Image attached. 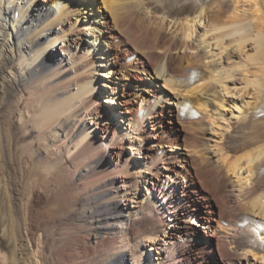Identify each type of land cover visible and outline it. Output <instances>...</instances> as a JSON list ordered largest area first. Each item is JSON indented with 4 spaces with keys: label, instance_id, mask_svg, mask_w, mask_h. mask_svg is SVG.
I'll use <instances>...</instances> for the list:
<instances>
[{
    "label": "bare ground",
    "instance_id": "1",
    "mask_svg": "<svg viewBox=\"0 0 264 264\" xmlns=\"http://www.w3.org/2000/svg\"><path fill=\"white\" fill-rule=\"evenodd\" d=\"M83 1L0 0V264H264V0Z\"/></svg>",
    "mask_w": 264,
    "mask_h": 264
},
{
    "label": "rangeland",
    "instance_id": "2",
    "mask_svg": "<svg viewBox=\"0 0 264 264\" xmlns=\"http://www.w3.org/2000/svg\"><path fill=\"white\" fill-rule=\"evenodd\" d=\"M80 1H82V0H80ZM83 2H86L89 4L90 0H86ZM53 54L57 57H59L61 55L65 56L68 54V51L62 52L61 50H59V48H57L56 50L53 51ZM114 87H116V92H119L121 90V87H118V86H114ZM152 94L155 95L154 93H152ZM147 95H149V94H147ZM103 97H105V96H103ZM140 102L138 101L135 104V106L137 108L139 107ZM166 131H168V133L170 132L169 129H167ZM182 134H184V133L181 132V137H182ZM151 143H153V141L148 142L149 145ZM183 150H185V148H183ZM178 151H181V149H179ZM128 152L129 151L127 150V154H128ZM187 184L189 185V187L190 186L193 187L191 182H189V183L187 182ZM189 187L187 188V192L192 193L191 194V196H192L191 202L196 206L195 211L197 212V214L199 213L200 215H204L205 211L207 210L205 208V203L207 202V200L204 198H200L196 192H191V191H193V189L191 190ZM196 187H197V185L194 186V189ZM179 190L180 189L176 190L177 193ZM97 194H99V193H97ZM145 194H147V193L143 189V191L140 194V197H142V199H143ZM93 196H95V194ZM178 198H177V203L179 201ZM86 200H87V198H83L82 203L86 202ZM0 211H1L0 213H2V211H5V200H4V206L0 208ZM78 211H79V208H76L74 211V215H77ZM4 214H5V212H4ZM182 215H183V217H185V220L187 221L188 236L183 238L182 240H177V241H180L182 243L181 246H183L181 248L183 250V252H182L181 260H180L179 264H198L200 262H209V263L218 262L219 258L214 255V252L210 251L209 250L210 248H204L202 243L198 240V237L202 236V232L200 230H198V228L196 226L195 216H193V214L191 212H186ZM164 223H165V221H164ZM178 229L182 230V229H184V226L180 225L178 227ZM3 236H4L3 239H5V228H4ZM140 246L144 250L149 251V253H150L149 263L150 264H167L166 260H164V259L160 260L161 255L155 248L156 244H154V245L146 244L145 245L143 242H141ZM0 247L5 249V241L2 240L0 242ZM172 248H174V246ZM127 261L129 262V264H134L133 260L129 256H128Z\"/></svg>",
    "mask_w": 264,
    "mask_h": 264
},
{
    "label": "water",
    "instance_id": "3",
    "mask_svg": "<svg viewBox=\"0 0 264 264\" xmlns=\"http://www.w3.org/2000/svg\"><path fill=\"white\" fill-rule=\"evenodd\" d=\"M167 5V6H166ZM166 5H160V6H158V7H163V12H166V13H170V12H172V11H174V8L175 7H173V4H172V1H170V2H167V4ZM161 10V11H162Z\"/></svg>",
    "mask_w": 264,
    "mask_h": 264
}]
</instances>
